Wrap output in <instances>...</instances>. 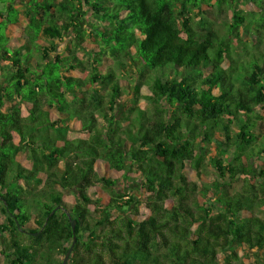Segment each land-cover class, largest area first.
I'll use <instances>...</instances> for the list:
<instances>
[{"label": "trees", "instance_id": "trees-1", "mask_svg": "<svg viewBox=\"0 0 264 264\" xmlns=\"http://www.w3.org/2000/svg\"><path fill=\"white\" fill-rule=\"evenodd\" d=\"M107 52L158 74L147 111L115 119ZM0 61L3 264H61L73 234L66 264H264V0H0ZM107 173L138 181L149 214Z\"/></svg>", "mask_w": 264, "mask_h": 264}, {"label": "rangeland", "instance_id": "rangeland-1", "mask_svg": "<svg viewBox=\"0 0 264 264\" xmlns=\"http://www.w3.org/2000/svg\"><path fill=\"white\" fill-rule=\"evenodd\" d=\"M19 6V5H18ZM17 6V7H18ZM251 9L250 4H246L245 6V10H249ZM228 12H222L217 14L214 11L209 10L208 11V21L213 23V26H215L216 28H218L220 31L223 32V26L221 25V22L224 21L225 19L229 21V16H228ZM199 19L198 17H195V20L197 21ZM91 23V19L89 18L88 15L84 16L83 19H79L78 22V27H74L72 28L69 32L64 33V41L58 42L57 46L58 48L62 47L64 49L69 48L72 46V42L71 40H76V34L81 33L83 30H89L91 28L90 26ZM14 29V28H13ZM78 56L83 58V62L85 64V66L89 65L94 59L89 56L88 54H86V52L82 51L78 53ZM121 59L124 63H126L127 65H129L130 59H128L125 56H121ZM115 56L113 54L110 53H106L105 54V58L103 59V63L100 66L99 69V73H103L105 72L106 68L110 69L114 67L115 64ZM1 65L5 64V62L0 61ZM131 66V65H129ZM115 70V74L117 76L118 79H120V83H119V87H120V92L122 95L121 99H117L116 103H115V111H114V115H115V119L116 120H123L124 117L128 116L130 114L129 109L133 108V107H140L141 109L147 111V108L149 107V102L146 101V99H144V96H148L149 94V89L147 88V86L145 85H150L153 82V79L158 75L157 73L155 74L154 72H149V73H139L137 71V67L136 66H131V68L127 71L126 74L121 73V70L114 67ZM171 75V72H168V76ZM171 77V76H170ZM162 79H164V77H162ZM138 88V93L136 94L135 90ZM100 93L105 96V101L108 100V93L109 90L106 88L105 90L100 89ZM135 102V103H134ZM112 114V113H111ZM98 122L100 124L104 123V120L102 117L98 118ZM125 124V122H123ZM261 124V123H260ZM261 129L257 128L256 132L257 133H261L264 132L263 129V125L261 124ZM78 137L80 138H84L87 137L86 133L82 132V131H78L76 134ZM264 158V157H263ZM18 160H20L21 162H25L26 163V167H29L30 163L27 161V152H22L19 154L18 156ZM208 161H206V168L205 170H201L202 174H204V176H199V178H203L204 181L211 183L213 181V174L214 171L212 169L208 168ZM59 169L62 170V164L59 165ZM258 168H263L262 163H259L257 165ZM108 177L111 178H116L118 179L117 184L115 185L114 189L116 191V193L121 194L123 196V200L127 199V196L129 194H132L135 196L136 198V202H139L137 205V208L139 209L140 214L142 215H148L149 212L145 209V207L143 205H141V201H143L146 197V195H144L143 191L139 188V182L138 181H130L128 179H123L122 177H119L118 175L115 174H109L107 173ZM194 178V177H193ZM196 178V177H195ZM240 181L238 182H234L233 183V190H237L239 189L240 186ZM62 191V190H61ZM64 194H66L65 191H62ZM70 196V195H69ZM91 197H94V194L91 192ZM105 197V195H104ZM73 201V197H67V202L71 203ZM133 206V205H131ZM91 210H94L93 206H90ZM132 208L129 209V211ZM126 212V211H122L119 209H113L111 210V216L115 217L118 214L123 215L124 217H129L130 216V212ZM0 241L3 243L4 238L2 236H0ZM23 243L28 242V238H23L22 240ZM3 248V246L1 247ZM239 256H242L245 254V251L242 250L241 248H237L236 249ZM253 253V252H252ZM260 257H262V252H258ZM57 259H60V256L58 254H55ZM248 261L245 260V263H247ZM0 264H3V257L0 255Z\"/></svg>", "mask_w": 264, "mask_h": 264}, {"label": "water", "instance_id": "water-1", "mask_svg": "<svg viewBox=\"0 0 264 264\" xmlns=\"http://www.w3.org/2000/svg\"><path fill=\"white\" fill-rule=\"evenodd\" d=\"M74 226H75V221H72V222H71V228H72L73 231H74ZM74 242H75V236H74V234H73V238H72L71 245H70V247L68 248L67 252L65 253V256H64V258H63L61 264H66V262H67V260H68V258H69V255H70V253H71V251H72V249H73Z\"/></svg>", "mask_w": 264, "mask_h": 264}, {"label": "crops", "instance_id": "crops-1", "mask_svg": "<svg viewBox=\"0 0 264 264\" xmlns=\"http://www.w3.org/2000/svg\"><path fill=\"white\" fill-rule=\"evenodd\" d=\"M17 6H18V5H17ZM17 8H20V9H21V8H22V5H21V4H19V6H18ZM13 28H14V27H12V26H11V30H12V31H14V29H13ZM62 54H65V52H63Z\"/></svg>", "mask_w": 264, "mask_h": 264}]
</instances>
